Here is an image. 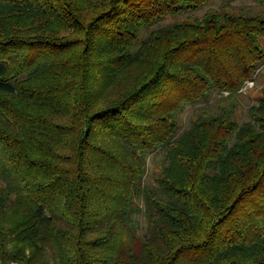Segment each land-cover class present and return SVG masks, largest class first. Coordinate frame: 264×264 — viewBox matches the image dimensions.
<instances>
[{"label":"trees","instance_id":"16d2710c","mask_svg":"<svg viewBox=\"0 0 264 264\" xmlns=\"http://www.w3.org/2000/svg\"><path fill=\"white\" fill-rule=\"evenodd\" d=\"M210 1L0 0V264H264V13Z\"/></svg>","mask_w":264,"mask_h":264},{"label":"rangeland","instance_id":"374dc122","mask_svg":"<svg viewBox=\"0 0 264 264\" xmlns=\"http://www.w3.org/2000/svg\"><path fill=\"white\" fill-rule=\"evenodd\" d=\"M221 0H211L209 4L203 9L199 10L193 14H186L185 17H201L205 12L209 10H220L222 7ZM230 7L236 11H245L252 15L262 11L264 13V8L255 4L251 0H239L236 2H232ZM171 19L166 20L161 25L172 23ZM264 87V64L260 67V72L257 75L256 79L252 84H248L243 88V95L238 98L239 108L236 112V116L240 122H244L247 120V110L248 108L255 103L257 98L260 96V90ZM221 96L214 94L209 97L206 102L198 103L195 105L185 106L181 114L179 115V124H180V132L189 127L190 121L195 112H197L200 108H213L218 103V100ZM208 109V110H209ZM213 111V110H212ZM164 157L163 152L160 150L152 155H149L146 160L147 164V173L144 178V184L148 187L156 186V180L159 175V165ZM143 223V219L140 218Z\"/></svg>","mask_w":264,"mask_h":264},{"label":"built area","instance_id":"2783aa9c","mask_svg":"<svg viewBox=\"0 0 264 264\" xmlns=\"http://www.w3.org/2000/svg\"><path fill=\"white\" fill-rule=\"evenodd\" d=\"M248 84H252V83H248ZM248 84H247V85H248Z\"/></svg>","mask_w":264,"mask_h":264}]
</instances>
